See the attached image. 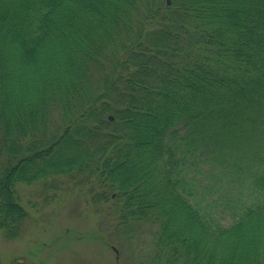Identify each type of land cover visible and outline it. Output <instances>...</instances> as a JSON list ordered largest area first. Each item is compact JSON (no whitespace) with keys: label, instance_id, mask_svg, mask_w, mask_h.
<instances>
[{"label":"trees","instance_id":"obj_1","mask_svg":"<svg viewBox=\"0 0 264 264\" xmlns=\"http://www.w3.org/2000/svg\"><path fill=\"white\" fill-rule=\"evenodd\" d=\"M56 175L159 225L144 264H264V0H0L7 237Z\"/></svg>","mask_w":264,"mask_h":264},{"label":"rangeland","instance_id":"obj_2","mask_svg":"<svg viewBox=\"0 0 264 264\" xmlns=\"http://www.w3.org/2000/svg\"><path fill=\"white\" fill-rule=\"evenodd\" d=\"M96 188L69 175L19 182L27 216L15 237L0 228V264L146 263L159 225L129 222L127 230L110 202L95 201Z\"/></svg>","mask_w":264,"mask_h":264},{"label":"water","instance_id":"obj_3","mask_svg":"<svg viewBox=\"0 0 264 264\" xmlns=\"http://www.w3.org/2000/svg\"><path fill=\"white\" fill-rule=\"evenodd\" d=\"M168 2H170V0H168ZM110 118H113V116H112V115H110Z\"/></svg>","mask_w":264,"mask_h":264}]
</instances>
